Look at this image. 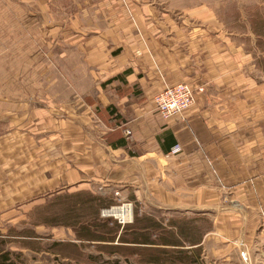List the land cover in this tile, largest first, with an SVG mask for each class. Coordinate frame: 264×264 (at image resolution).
<instances>
[{"label":"crops","instance_id":"1","mask_svg":"<svg viewBox=\"0 0 264 264\" xmlns=\"http://www.w3.org/2000/svg\"><path fill=\"white\" fill-rule=\"evenodd\" d=\"M153 1L0 0V264L146 246L155 229L143 222L161 226L146 209L179 212L187 250L202 252L210 221L264 264V82L243 43L254 36L203 2ZM177 84L194 102L163 119L154 96ZM115 203L133 206L130 235L95 231Z\"/></svg>","mask_w":264,"mask_h":264},{"label":"rangeland","instance_id":"2","mask_svg":"<svg viewBox=\"0 0 264 264\" xmlns=\"http://www.w3.org/2000/svg\"><path fill=\"white\" fill-rule=\"evenodd\" d=\"M121 2H130L137 5L139 2L142 5L148 6L154 3L153 0H119ZM139 1V2H137ZM196 2L204 3L207 5L208 9H213L216 14L221 17L226 24H228L229 31L236 32L237 35H253L254 41L251 42L248 38L244 37V47L246 53L248 52L249 58L252 59L251 67H253V73H255L257 80H263L264 82V0H194ZM158 6V5H157ZM165 4H159V7H167ZM54 25V24H53ZM52 25V26H53ZM42 41L36 42L37 52L41 50V53L44 57V54L47 53V49L42 46ZM8 47V50H11V44H5ZM22 50V49H21ZM8 54V53H7ZM25 49L21 52V62L22 65H26L28 58ZM48 62L57 63V58L53 59L52 57L46 58ZM12 56L4 60L7 68L13 67L12 65ZM45 64L46 62H40ZM29 74H27V78ZM25 78V74H23ZM44 79V77L42 78ZM29 80V79H28ZM226 196H230L229 193L225 192ZM71 201L68 200L67 208L70 206ZM122 205L129 206L131 210V216L127 218V221L120 220L119 218L106 215L105 210L110 211L113 208L121 207ZM225 212H231L232 209H235L239 213H243L245 209L242 205H237L232 203L224 205ZM127 209V208H126ZM101 214L104 218H110L113 221V224L108 227H98L96 232H102L107 235L110 233H116L119 229L123 228L124 235H130V231L127 232L131 220L133 219V206L130 203H115L111 207L104 208ZM148 214V215H147ZM147 215V217L154 219L155 223L160 224L161 226H154L151 224V220L148 219L143 222L144 225H148L152 231L154 237L146 236V246H124L121 244H115L111 249L110 246H84L82 252L78 253L71 247H66L65 252L66 256L71 258L70 261H67L65 264H249L247 260L246 247L242 243H237L236 234L227 235L225 231V236L214 233V224L208 221L207 225L210 231L208 235V241L203 245L202 252L201 250L197 252L196 249H186L188 241L184 232L179 235L178 231L175 232L174 226L176 229L181 227L184 229L185 224L183 223L182 216L179 212L175 213L174 211L169 212L167 210H150L146 209L143 211L142 216ZM72 215L68 213L65 217H71ZM126 220V219H125ZM158 221V222H157ZM169 221L173 225H169ZM226 223V222H225ZM200 225V224H199ZM203 228H205V223L202 222ZM227 228V225H225ZM130 227V226H129ZM171 227V229H170ZM181 229V230H182ZM111 230V231H110ZM173 232V233H172ZM224 232V230L222 231ZM176 233V235H175ZM188 233V232H187ZM128 238H131L128 236ZM264 240V239H263ZM162 242V245L173 244L176 242L179 248H162L158 247V244ZM160 246V245H159ZM97 247V248H96ZM194 250V251H193ZM99 251L103 252L102 255H97ZM107 253V254H106ZM62 264V263H61ZM252 264H257L252 262Z\"/></svg>","mask_w":264,"mask_h":264},{"label":"built area","instance_id":"3","mask_svg":"<svg viewBox=\"0 0 264 264\" xmlns=\"http://www.w3.org/2000/svg\"><path fill=\"white\" fill-rule=\"evenodd\" d=\"M200 90L202 91L203 89ZM194 94L195 91L192 90L188 85L177 84L170 86L163 92L154 96L153 103L156 107V111L163 119H170L171 117L181 114L186 108L192 105L194 102ZM123 133L127 138L130 137L129 129L125 128ZM180 152L181 149L179 145H174L171 148L170 155H176ZM121 207L128 206L122 205ZM104 212H108V210H105ZM102 215L105 214L103 213Z\"/></svg>","mask_w":264,"mask_h":264},{"label":"bare ground","instance_id":"4","mask_svg":"<svg viewBox=\"0 0 264 264\" xmlns=\"http://www.w3.org/2000/svg\"><path fill=\"white\" fill-rule=\"evenodd\" d=\"M106 215H110L112 217L114 216L116 218H119L120 220L127 221V218L131 216V210L129 209V206L128 207H116L108 211Z\"/></svg>","mask_w":264,"mask_h":264}]
</instances>
